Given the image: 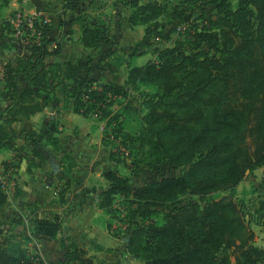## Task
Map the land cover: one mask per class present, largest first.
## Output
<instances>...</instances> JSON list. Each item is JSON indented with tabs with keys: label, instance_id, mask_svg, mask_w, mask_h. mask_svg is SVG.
Listing matches in <instances>:
<instances>
[{
	"label": "trees",
	"instance_id": "16d2710c",
	"mask_svg": "<svg viewBox=\"0 0 264 264\" xmlns=\"http://www.w3.org/2000/svg\"><path fill=\"white\" fill-rule=\"evenodd\" d=\"M125 1L132 7L129 21L145 24L144 36H167L170 30L158 20L166 5L159 0ZM182 1L183 10L170 16L180 21L188 16V35L157 47L155 57L145 63L131 65L123 85L79 75L80 61H45L46 54L59 49L48 48L46 28L43 45H25L30 52L14 62L0 60V76L13 91L16 74L26 82L17 93L15 113L20 114L47 104L53 87L71 79L66 96L76 111L92 117L116 162L132 173L162 162L184 167L178 176L134 187L117 168L102 170L107 185L97 205L114 217L120 196L129 216L140 218L135 226L125 227L126 248L133 257L143 264H232L233 256L234 264H256L264 246L251 242L253 232L232 192L264 165V0ZM3 27L10 33L6 21ZM105 31L101 19L86 23L82 43L95 47ZM38 89L46 92L43 100ZM56 131L54 126L46 131L53 145ZM13 135L0 122V149L13 146ZM16 165L4 162L0 207ZM186 195H197L200 201ZM104 225L110 229L108 222ZM31 230L49 238L60 235L65 259L95 264L86 248L62 234L58 216L35 218ZM30 240L29 234L6 233L0 222V264H42L27 247Z\"/></svg>",
	"mask_w": 264,
	"mask_h": 264
},
{
	"label": "crops",
	"instance_id": "0c3cea01",
	"mask_svg": "<svg viewBox=\"0 0 264 264\" xmlns=\"http://www.w3.org/2000/svg\"><path fill=\"white\" fill-rule=\"evenodd\" d=\"M37 6L45 7L50 15L46 28V35L51 39L49 43L52 48L59 46L56 53L44 56L45 61H80L79 75L123 85L131 65L143 64L154 56L149 46L136 48L135 43L144 36L145 26L129 21L132 7L125 0H0L1 61L14 62L17 57L30 52L3 27L5 18L15 9ZM98 19L106 24V31L95 47L85 46L81 40L83 27ZM14 82L13 91L7 80L0 76V122L6 123L10 132L14 130L13 146L0 149V173L4 171L5 161L17 163L16 180L13 179L12 186L9 184L6 202L0 207V219L13 221L14 226L20 228L19 234H31L35 218L58 216L62 234L86 248L95 264H143L142 259L127 251L125 232L113 235L101 222L107 215L97 205L98 194L107 185L105 179L101 180L102 170L118 168L120 162L111 157L110 146L102 140L101 129L92 117L76 111L72 98L66 96L72 80L55 85L48 103L30 114L15 113L17 93L26 82L20 74H16ZM38 91L43 100L46 92ZM8 118L12 120L6 122ZM58 124L60 127L56 132L62 140L59 151L64 155L69 152L67 155L74 162L73 181L60 195L54 191L56 180L51 174L55 171L50 158L56 161V157L46 133ZM56 162L60 167L61 162ZM46 163L50 165V171L45 169ZM263 169L264 165H261L253 172L260 173ZM92 177H100V186L90 181ZM261 212L260 209L257 215ZM113 228L117 230L115 225ZM32 239L33 242H29L34 245L27 244V247L39 254L44 262L78 264L76 260L65 259L60 235L49 238L33 232Z\"/></svg>",
	"mask_w": 264,
	"mask_h": 264
},
{
	"label": "rangeland",
	"instance_id": "374dc122",
	"mask_svg": "<svg viewBox=\"0 0 264 264\" xmlns=\"http://www.w3.org/2000/svg\"><path fill=\"white\" fill-rule=\"evenodd\" d=\"M161 4L166 5V11L164 14L160 15L158 17V20L162 23H165V29L168 32L167 36L164 37H154L152 35H146L141 37L135 44L137 47H150V51H152L153 58L155 57V49L158 47H162L164 45H171L177 38H184L186 35H188V29L190 27V24L188 21V16L185 14L183 20H179L178 18H171V14L174 13V10H183V8L186 6V3L182 0H159ZM209 11L214 12L215 9L212 5L207 6ZM143 26L145 24L140 23ZM140 26V27H143ZM141 33V30H139V35ZM132 96L136 103H139V96L137 95V92H133ZM59 124L56 126V129L59 130ZM58 141L55 143L56 145H53V151L55 153L56 161L61 162V166L59 167V171H62L63 174L58 175L57 172H54L52 177L56 180V186H54L55 194L60 195L64 188L66 186H70V183L73 181V175L74 172H72V168L74 166L73 158H71L69 155V152H65L67 154H63L64 152L59 151V147L61 146L62 140L59 138L60 136L55 132L53 134ZM53 144V143H52ZM52 154V153H51ZM46 160V159H45ZM47 164V163H46ZM119 172L127 175L128 182L131 186H137L140 185L146 181L152 180V179H159L163 176H178L180 175L184 167L183 166H174L173 164H170L168 162H162L158 164L157 166H148V165H142L141 167L136 169V173H132L122 162L117 163ZM47 171L51 170V167L49 164L44 166ZM29 167L28 169H30ZM12 173V179L16 180V169L13 168ZM100 177H92L91 182L95 186H100L102 181H104V178L101 177V180H99ZM14 181L10 180L9 184L12 186ZM46 184V183H45ZM13 190V189H12ZM217 193H225V192H214L216 195ZM233 198L237 201L238 205H240L241 211L244 215L245 220L248 223L249 228L253 232V238L251 239V242L255 245L264 246V169L259 172H251V174H248L246 177H244L243 180H241L236 187L234 188L232 192ZM250 197H249V196ZM187 200H195L200 201L199 197L197 195H186L184 197ZM119 201H116L114 206L118 211L116 212V216L109 217L106 215L104 218H102V223L108 222L110 225V233L113 235H120L121 233L125 232V227L128 225H131L132 227L135 226L138 222H140V218L138 214H134L132 216H129V210L126 204H122L121 197L119 196L117 198ZM263 210L261 214L257 213L259 210ZM254 211V212H253ZM100 219V218H99ZM1 225H4V231L6 233H14L18 234V231L20 228H16L12 222H7L3 218L0 219ZM4 224H3V223ZM113 225H115L116 229L113 228ZM31 234V240L33 242V232H30ZM26 244H31V243ZM31 245H34L31 244ZM34 247V246H32ZM30 250V248H29ZM32 252V250H30ZM39 255V254H38ZM40 256V255H39ZM256 258V256H254ZM232 264H234V257L231 256ZM62 264H70L69 262L62 261ZM42 264H53V263H46L43 261ZM256 264H264V256L261 258H256Z\"/></svg>",
	"mask_w": 264,
	"mask_h": 264
},
{
	"label": "built area",
	"instance_id": "2783aa9c",
	"mask_svg": "<svg viewBox=\"0 0 264 264\" xmlns=\"http://www.w3.org/2000/svg\"><path fill=\"white\" fill-rule=\"evenodd\" d=\"M50 15L45 7L18 8L5 18L12 37L20 40L24 45L41 46L44 44V31L50 23ZM52 48L51 44H47Z\"/></svg>",
	"mask_w": 264,
	"mask_h": 264
},
{
	"label": "water",
	"instance_id": "95a60500",
	"mask_svg": "<svg viewBox=\"0 0 264 264\" xmlns=\"http://www.w3.org/2000/svg\"><path fill=\"white\" fill-rule=\"evenodd\" d=\"M148 1H153V0H148ZM50 164H51V167L53 169V171H58L59 170V165L58 163L54 160L53 157L50 158Z\"/></svg>",
	"mask_w": 264,
	"mask_h": 264
}]
</instances>
